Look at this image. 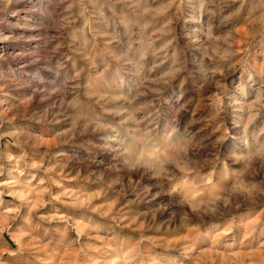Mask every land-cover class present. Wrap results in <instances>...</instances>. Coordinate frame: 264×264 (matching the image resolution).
I'll return each mask as SVG.
<instances>
[{
	"label": "clouds",
	"instance_id": "9594fccd",
	"mask_svg": "<svg viewBox=\"0 0 264 264\" xmlns=\"http://www.w3.org/2000/svg\"><path fill=\"white\" fill-rule=\"evenodd\" d=\"M39 6L44 54L23 61L19 74L0 73V97L19 92L12 108L0 99V234L10 228L2 218L26 212L31 225L50 204L79 212V223L91 225L89 213L142 202L155 190L153 200L161 193L167 199L154 206L151 220L123 209L112 217L127 219L137 235L97 233L109 244L95 258L94 229L77 231L72 264H181L149 244L165 223L190 236L193 221L264 207V0H39ZM199 106L206 109L200 115ZM205 119L210 131H202ZM156 140L166 153L145 151ZM5 195L12 197L7 207ZM156 213L168 215L157 222ZM33 231L24 228L19 251L0 264H29L22 253ZM120 243L123 256H112ZM253 243L264 248V230Z\"/></svg>",
	"mask_w": 264,
	"mask_h": 264
},
{
	"label": "rangeland",
	"instance_id": "374dc122",
	"mask_svg": "<svg viewBox=\"0 0 264 264\" xmlns=\"http://www.w3.org/2000/svg\"><path fill=\"white\" fill-rule=\"evenodd\" d=\"M39 0H0V35L11 36L12 39H0V54L4 59H0V73L5 76L8 69H15L17 74L25 69L21 67L23 61L33 59L43 55L47 47L43 38V30L37 26V17L39 13ZM19 53V55H17ZM19 98V92L13 91L7 97H0L7 101L9 108L14 107ZM197 114L200 115L206 109L202 106L196 107ZM204 125L202 131H210L211 125L208 120L202 121ZM7 127V125H6ZM91 151V146H88ZM145 151H156L164 154L168 151V146L158 140L150 145L144 146ZM14 153L15 148L11 149ZM67 186L74 187L75 182L66 181ZM91 196V192L88 193ZM155 190L148 194L147 198H142V202L128 205L126 201H121L115 210L104 209L106 214H92L89 216L96 223L90 225L88 219L84 224L79 223L80 213L68 209L59 204H50L47 208L39 211V214L32 220L31 225L26 222V212L15 219L9 217L2 218L10 224V228L3 234H0V257L8 261L12 252H18L20 244L24 243L22 239L23 229L32 227V244L22 253L28 258L29 264H72L77 258L76 248L72 246V241L76 238L77 231H89V227L94 229L90 234L92 243L96 246L92 249L95 258H102L103 251L109 244L108 240L101 241L97 233L103 235L105 232L119 234V237H128L137 235L132 233L131 228H126L128 220L123 222L114 220L112 217L117 211L123 209L129 217L136 213H146L149 220L153 215V208L158 201L167 199L165 193H161L156 200L152 197ZM5 207L12 203V197L5 195L3 197ZM102 201H94L101 203ZM110 203V201H103ZM60 210V213L56 212ZM2 211V209H0ZM67 213L73 220L61 221L52 219L53 216ZM47 216L48 219L41 220L39 216ZM167 213L161 215L156 213L157 222L167 217ZM144 216L141 215V219ZM178 219V218H177ZM194 227L191 235L186 236L184 232L173 233L165 227L160 229L155 239L149 242L151 247L157 251H170L173 255L180 258L181 264H264V248H259L255 241L256 237L264 230V207H257L254 210L241 207L229 217H222L213 220H206L204 223L193 221ZM23 226V228L21 227ZM175 226V225H173ZM247 226V228H246ZM135 227V225H133ZM251 230L252 235L245 237L244 232ZM89 236L86 234L81 238V242L87 241ZM235 240V243L233 241ZM19 241V243H18ZM215 242V244H214ZM125 244L120 243L111 253L112 256H123ZM235 251L236 255L229 253Z\"/></svg>",
	"mask_w": 264,
	"mask_h": 264
}]
</instances>
